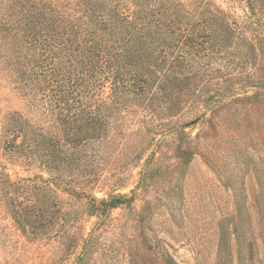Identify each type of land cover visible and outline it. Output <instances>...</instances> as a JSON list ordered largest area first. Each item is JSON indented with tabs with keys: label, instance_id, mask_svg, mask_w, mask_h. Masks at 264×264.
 <instances>
[{
	"label": "trees",
	"instance_id": "16d2710c",
	"mask_svg": "<svg viewBox=\"0 0 264 264\" xmlns=\"http://www.w3.org/2000/svg\"><path fill=\"white\" fill-rule=\"evenodd\" d=\"M213 3L0 0V37L6 43V56L30 63L21 70L29 78L25 87L37 90L35 94L44 93L34 95L33 100L39 99L43 109L63 111L56 121L69 125L75 135L81 134L75 130L76 124L83 128L85 138L107 140L116 125L133 115L134 108H156L165 114L161 125H169L183 104L198 100L199 114L179 125L183 136L188 126L209 124L212 117L207 115L220 110L221 103L251 100L264 88V76L255 78L249 68L218 76L200 72L205 61L212 71L220 72L218 61L223 56L240 61L243 57L252 68L255 56L264 49V31L251 30L255 24L252 8L238 24ZM250 30L254 33L248 36ZM71 139L75 137L67 136L65 141ZM55 143L47 128L36 127L16 112H8L0 128L3 159L34 156L49 169L59 167L66 161L67 150L62 144L57 159L51 157ZM49 175L47 179L14 180L0 163V189L11 190V197L0 199L5 212L20 229H31L39 237L36 239H43L44 230L53 231L57 242L53 264L61 263L77 248L72 264H96L93 254L106 252L99 236L111 225L112 211L129 207L134 198L109 193L98 199L83 189L64 187L63 180ZM258 181L264 233V173ZM58 187L69 198L82 201L83 210L61 198ZM92 217L94 223L84 234L87 219ZM164 253H159L163 264H176Z\"/></svg>",
	"mask_w": 264,
	"mask_h": 264
},
{
	"label": "rangeland",
	"instance_id": "374dc122",
	"mask_svg": "<svg viewBox=\"0 0 264 264\" xmlns=\"http://www.w3.org/2000/svg\"><path fill=\"white\" fill-rule=\"evenodd\" d=\"M213 1L238 24L252 8L251 30L263 33L264 0ZM251 30L248 36L254 33ZM6 48L0 37V128L7 113L16 112L36 127L47 128L56 142L51 157L57 159L62 144L67 150L66 161L49 169L34 156L3 159L0 145V163L11 179H47L52 174L63 180L62 186L83 189L98 199L109 193L134 198L129 207L112 211L111 225L99 236L106 252L93 254L96 264H163L161 251L176 264H264L258 204V178L264 173V88L251 100L221 103L220 110L207 115L212 117L209 124L188 126L183 136L179 125L199 114L198 100L183 104L165 126L161 125L165 114L158 109L134 108L133 115L116 125L111 138L89 140L81 126L75 124L81 132L75 135L69 125L57 123L63 111L43 109L39 99L33 100L44 93L25 87L29 78L21 70L30 63L6 56ZM241 61L223 56L218 61L220 72L212 71L208 61L200 72L218 76L249 68L255 78L264 76V49L255 56L254 67L250 60L246 63L242 57ZM67 136L75 139L67 142ZM56 192L82 209V201L69 198L60 187ZM1 196L11 197V190L0 189ZM87 220L84 234L95 219ZM52 232L44 230L43 239H36L31 229H20L9 218L0 201V264H53L57 242ZM78 252L79 248L59 264H72Z\"/></svg>",
	"mask_w": 264,
	"mask_h": 264
}]
</instances>
